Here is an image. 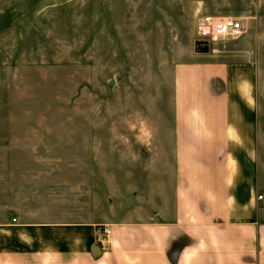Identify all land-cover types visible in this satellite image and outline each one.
Returning a JSON list of instances; mask_svg holds the SVG:
<instances>
[{"label": "rangeland", "instance_id": "374dc122", "mask_svg": "<svg viewBox=\"0 0 264 264\" xmlns=\"http://www.w3.org/2000/svg\"><path fill=\"white\" fill-rule=\"evenodd\" d=\"M202 15L240 19L245 33L199 44ZM190 62L249 83L264 178V0H0L4 201L29 187L73 219L91 208L94 174L102 205L148 172L170 126L174 68Z\"/></svg>", "mask_w": 264, "mask_h": 264}, {"label": "crops", "instance_id": "0c3cea01", "mask_svg": "<svg viewBox=\"0 0 264 264\" xmlns=\"http://www.w3.org/2000/svg\"><path fill=\"white\" fill-rule=\"evenodd\" d=\"M229 67L175 66L156 160L102 205L98 174L91 208L73 219L29 187L12 194L21 202L0 191V264H264L258 118L249 83Z\"/></svg>", "mask_w": 264, "mask_h": 264}, {"label": "built area", "instance_id": "2783aa9c", "mask_svg": "<svg viewBox=\"0 0 264 264\" xmlns=\"http://www.w3.org/2000/svg\"><path fill=\"white\" fill-rule=\"evenodd\" d=\"M245 33V26L240 19L215 15H202L195 23V37L199 44H218L227 40H235ZM262 199L263 196L258 197ZM16 222V219H13ZM104 236L109 235L105 228Z\"/></svg>", "mask_w": 264, "mask_h": 264}, {"label": "water", "instance_id": "95a60500", "mask_svg": "<svg viewBox=\"0 0 264 264\" xmlns=\"http://www.w3.org/2000/svg\"><path fill=\"white\" fill-rule=\"evenodd\" d=\"M110 85H111V86L113 85V84H112V82H111V84H110Z\"/></svg>", "mask_w": 264, "mask_h": 264}]
</instances>
